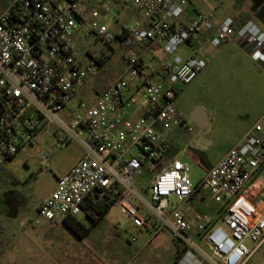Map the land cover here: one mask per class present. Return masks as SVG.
Here are the masks:
<instances>
[{
	"label": "built area",
	"instance_id": "1",
	"mask_svg": "<svg viewBox=\"0 0 264 264\" xmlns=\"http://www.w3.org/2000/svg\"><path fill=\"white\" fill-rule=\"evenodd\" d=\"M192 2L14 0L5 6L0 13V160L14 157L51 124L57 143L77 141L83 150L30 223L57 226L88 211L87 203L110 197L132 220L133 241L144 228L169 231L182 250L178 264H244L264 243V205L253 200L252 189L264 164V115L198 186L189 162L169 153L173 131L191 129L194 122L177 105V96L207 60L194 48L153 67L142 51L158 44L176 54L209 32L214 48L238 42L264 67L260 25L230 15L216 22L203 11L182 22ZM91 38L129 50L123 73L86 97L83 90L110 57L81 47L80 41ZM40 158L47 167L48 153L42 151ZM145 173L151 177L142 189L149 190V198L136 186ZM198 188L222 206L227 229L208 213L187 216L182 206ZM247 239L255 242L252 249Z\"/></svg>",
	"mask_w": 264,
	"mask_h": 264
},
{
	"label": "rangeland",
	"instance_id": "2",
	"mask_svg": "<svg viewBox=\"0 0 264 264\" xmlns=\"http://www.w3.org/2000/svg\"><path fill=\"white\" fill-rule=\"evenodd\" d=\"M12 1L0 0V13ZM194 4L201 11L212 13L215 19L220 20L227 15L241 20L251 19L264 29V0H195ZM80 44L84 50L105 51L110 55L106 65L83 90V95L89 97L91 90L106 86L123 73L124 55L129 49L119 47L116 41L112 43V49L93 38L80 41ZM194 48L185 44L176 54L162 52L159 58L184 57ZM198 48L206 58L207 66L183 87L176 101L187 119L197 107L204 109L209 116L203 126L194 121L191 129L175 134L168 142L173 158L189 162L190 178L196 186L207 174L206 166L224 156L240 134L264 115V69L250 57L246 46L230 41L214 48L210 42L203 41ZM151 55L149 53L146 60L155 66L156 60L153 61ZM55 129L54 124L45 126L33 143L27 144L11 159L0 160V264H65L64 253L73 248L74 242H83L79 245L85 248L88 243L99 244L105 240L108 243L103 247L104 253L113 255L115 259L110 264H177L178 245L173 243L167 230L143 229L139 239L131 241L132 220L122 214L118 205H113L84 239L65 225L53 227L45 221L40 225L30 223L29 219L37 215L39 202L56 188L58 177L81 155L82 147L77 141L57 143L53 135ZM42 151L50 157L47 167L41 166ZM193 154L198 155L201 161ZM150 177L149 173L139 176L137 188L142 191L147 188ZM143 192L150 197L149 190ZM172 201L175 205L181 204L176 198ZM216 204L207 190L198 188L182 208L185 211L197 209L213 216ZM78 217L91 223L85 213ZM219 221L228 228L222 220ZM116 229L122 237L120 242L114 233ZM150 235L155 238L142 248ZM157 239L166 243L159 245ZM246 243L251 249L255 245L252 239H247ZM244 264H264V243Z\"/></svg>",
	"mask_w": 264,
	"mask_h": 264
},
{
	"label": "crops",
	"instance_id": "3",
	"mask_svg": "<svg viewBox=\"0 0 264 264\" xmlns=\"http://www.w3.org/2000/svg\"><path fill=\"white\" fill-rule=\"evenodd\" d=\"M195 3V0H193V2L187 7V9H186V11H185V13L183 14V16H182V22H187V21H189V20H191L198 12H200L201 10L200 9H198V7L194 4ZM131 14H134V12L132 11L131 12ZM216 20V22H219L220 20H218V19H215ZM245 20H247V19H245ZM209 35H210V33L209 32H207V33H205V34H203L201 37H200V40H199V42H197L196 43V45H195V48L199 51V46L203 43V41L204 42H208L209 43ZM236 43H238V42H236ZM239 44V43H238ZM239 46H240V44H239ZM165 53L162 49H161V46L160 45H158V44H154L153 46H151L149 49H146V50H144V51H142V54L144 55V57L146 58V56L150 53V54H152L151 55V59H153V61L154 60H156V63L158 64V62L160 61V60H163V59H166V57H160L159 58V56H160V53ZM191 53V52H190ZM200 53V52H199ZM189 53H186L185 54V56L186 55H188ZM201 54V53H200ZM202 55V54H201ZM165 56V55H164ZM184 56V57H185ZM203 56V55H202ZM156 64V65H157ZM152 65V64H151ZM155 65V66H156ZM258 65V64H257ZM153 67H155L154 65H152ZM260 66V65H259ZM263 69H264V67L263 66H261ZM159 79V78H158ZM111 83V81L106 85V86H104V87H101V88H95V89H93V90H91V92H90V95L89 96H93L94 94H95V92H97L98 90H100V89H103V88H105V87H107L109 84ZM134 113V115L135 116H137L138 114H139V112L138 111H135V112H133ZM209 116V115H208ZM208 116H207V119H208ZM253 126V125H252ZM251 127V126H250ZM249 127V128H250ZM249 128H247L246 130H244L241 134H240V136L237 138V140L235 141V143L232 145V146H234L235 144H237L238 142H239V140L245 135V133L248 131V129ZM187 129H183V128H176L174 131H173V133H172V135L167 139V144H168V142H169V140L170 139H172V137L175 135V134H180V133H183L184 131H186ZM169 145V144H168ZM169 151H170V147H169ZM82 153H83V150L81 151V155L78 157V159L82 156ZM193 157H197L198 158V155H196V154H193ZM223 156H221L219 159H217V161L215 162V163H213L212 165H207L206 166V171H208L210 168H212L213 166H215L218 162H219V160L222 158ZM78 159L71 165V167L64 173V174H66L67 172H69L70 171V169L73 167V165L78 161ZM198 160L199 161H201L200 160V158H198ZM64 174H62V175H60L59 177H58V180H59V178L61 177V176H63ZM58 185V184H57ZM57 187V186H56ZM252 189H254V195H253V200L255 201V202H257L259 205H261V206H263L264 205V164L261 166V168H260V170H259V172H258V174H257V176H256V178H255V180H254V184H253V186H252ZM42 201V200H41ZM41 201L39 202V204L41 203ZM39 204H38V206H39ZM114 205H116V204H114ZM38 206H37V208H38ZM110 210V209H109ZM108 210V211H109ZM108 211L105 213V215L108 213ZM87 212L88 211H85V212H83V213H85L86 214V216L88 217V214H87ZM199 211L196 209V210H194V209H188L187 211H186V214H187V216L190 218V219H194L195 218V216H196V214L198 213ZM223 213H224V211L222 210V206L220 205V204H216V212H215V215H213V217H214V221H216V222H220L219 220H221L220 219V217L223 215ZM123 214V213H122ZM105 215L100 219V220H102L104 217H105ZM125 215V214H124ZM77 218L79 219V217L77 216ZM89 218V217H88ZM90 219V218H89ZM81 220V219H80ZM82 221V220H81ZM84 222V221H83ZM85 224H88V222H84ZM98 224V223H97ZM59 225H65V226H67V227H69L66 223H62V224H59ZM131 226H133V222H132V225ZM130 226V227H131ZM54 227V226H53ZM129 227V228H130ZM70 228V227H69ZM71 229V228H70ZM121 229V228H120ZM144 229H146L147 231H150V230H148L147 228H144ZM143 230V229H142ZM117 231H119V229H116V231L114 232V233H116L117 234V236H118V239H119V242L122 240V237H121V235L117 232ZM75 232V231H74ZM168 233H169V235H170V237H171V239H172V241H173V243L174 244H176L175 242H174V239H173V237H172V235H171V233L169 232V231H167ZM76 233V232H75ZM77 234V233H76ZM78 235V234H77ZM139 236H140V234L138 235V238H137V240L139 239ZM78 237H80L81 239H84V237L85 236H80V235H78ZM132 237V236H131ZM152 238H155L154 236H152V235H150V237H148L146 240H145V243L142 245V248H144V246H147L148 244H150L151 243V239ZM137 240H135V241H137ZM131 241H133L132 240V238H131ZM134 242V241H133ZM81 243H83V242H81ZM81 243H79V244H81ZM108 243V240L106 241H102V242H100L99 244H97V243H95V242H93V243H88L86 246H85V248L84 247H82L81 245H79L78 243H76V242H74V244H73V248L71 249V250H68L66 253H64V262H65V264H110L109 262H112V263H114V261H115V259L114 258H112V256L113 255H111V254H105L104 252H105V249L103 248L106 244ZM110 243V242H109ZM112 243V242H111ZM157 243L159 244V245H163V244H165L166 242H164V240L163 239H157ZM96 245H98V246H100L101 248L100 249H98V247H96ZM176 247V246H175ZM141 247L139 248L140 250L142 249ZM123 249V248H122ZM175 251H176V248H174V255H175ZM178 264V263H177Z\"/></svg>",
	"mask_w": 264,
	"mask_h": 264
},
{
	"label": "trees",
	"instance_id": "4",
	"mask_svg": "<svg viewBox=\"0 0 264 264\" xmlns=\"http://www.w3.org/2000/svg\"><path fill=\"white\" fill-rule=\"evenodd\" d=\"M114 199L110 197H105L103 199L98 200L97 202H89L87 203L88 207V217L91 220L90 224H85L83 221L78 219L77 217L70 216L65 220V223L78 235L86 236L90 233L91 229L100 221V219L105 215V213L114 205ZM181 248L178 246L177 255L175 262L178 263L179 257L181 255Z\"/></svg>",
	"mask_w": 264,
	"mask_h": 264
},
{
	"label": "water",
	"instance_id": "5",
	"mask_svg": "<svg viewBox=\"0 0 264 264\" xmlns=\"http://www.w3.org/2000/svg\"><path fill=\"white\" fill-rule=\"evenodd\" d=\"M190 116L198 125L203 126L207 120L208 113L204 109L197 107L191 112Z\"/></svg>",
	"mask_w": 264,
	"mask_h": 264
}]
</instances>
